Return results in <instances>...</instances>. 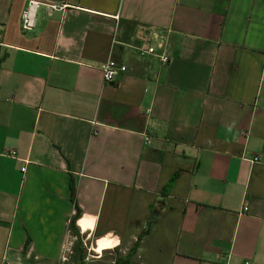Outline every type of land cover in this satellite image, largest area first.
<instances>
[{
    "label": "crops",
    "instance_id": "crops-1",
    "mask_svg": "<svg viewBox=\"0 0 264 264\" xmlns=\"http://www.w3.org/2000/svg\"><path fill=\"white\" fill-rule=\"evenodd\" d=\"M28 1L0 0V264L65 263L75 206L93 251L151 220L130 264H264V0H36L22 30Z\"/></svg>",
    "mask_w": 264,
    "mask_h": 264
},
{
    "label": "built area",
    "instance_id": "built-area-1",
    "mask_svg": "<svg viewBox=\"0 0 264 264\" xmlns=\"http://www.w3.org/2000/svg\"><path fill=\"white\" fill-rule=\"evenodd\" d=\"M40 5H45L50 11L57 10L59 7L53 4H44L43 2L36 0H29L27 6L21 14V29L30 30L34 27V12ZM137 44L134 46L139 55L155 56L161 64H166L170 59V54L167 49L165 39L153 30L149 26H139L137 32ZM99 70L102 74L104 82H112L119 74L126 71V66L122 63L115 61L114 59H108L99 66ZM5 155L9 157H16L14 150H8ZM257 157H254L252 161L256 162ZM243 211L247 210V206L244 204ZM4 264H9L5 262ZM249 264V263H245Z\"/></svg>",
    "mask_w": 264,
    "mask_h": 264
},
{
    "label": "trees",
    "instance_id": "trees-1",
    "mask_svg": "<svg viewBox=\"0 0 264 264\" xmlns=\"http://www.w3.org/2000/svg\"><path fill=\"white\" fill-rule=\"evenodd\" d=\"M4 59H5V54H2V55L0 54V64L3 62ZM175 177H176L175 175L171 177L168 186L164 189L165 191L167 188H169L172 185V183L175 180ZM69 188H70V198L74 202L75 201L74 200V198H75V186H74L72 180L70 181ZM79 215H80V211L75 206V213L70 217L68 225H67V230L69 231V234L72 237H74L75 240H74L72 247H71V254L69 256V261H67L66 263H63V264H85L84 263L85 256H84V249H83L84 237H82L79 234V231L76 227V220L79 217ZM150 227H151V220H149L145 229L140 233L139 238H138L137 243H136V246H135V249H133V252L136 251L139 239L143 235L148 233ZM27 243H28V241L26 242V245H27ZM115 250H117V248H115L114 251ZM133 252H131V253H133ZM127 258H128V256H127ZM126 260H127L126 258L123 259V258H120L119 256H117L113 260L114 261L113 264H130V263L126 262Z\"/></svg>",
    "mask_w": 264,
    "mask_h": 264
},
{
    "label": "rangeland",
    "instance_id": "rangeland-1",
    "mask_svg": "<svg viewBox=\"0 0 264 264\" xmlns=\"http://www.w3.org/2000/svg\"><path fill=\"white\" fill-rule=\"evenodd\" d=\"M69 240L74 242L75 238L70 235ZM83 240L85 241V238ZM136 243H137V240H132L130 242H127L122 247H118V249L115 251L114 249H107V250H103L101 253H97L96 251L91 250L90 246L87 247L83 244L84 256H85L84 263L85 264H113L114 262L113 260L117 256H119L120 258H127V256L130 257L131 254L134 253L133 249H135ZM69 256L70 254H68L67 261H69Z\"/></svg>",
    "mask_w": 264,
    "mask_h": 264
},
{
    "label": "bare ground",
    "instance_id": "bare-ground-1",
    "mask_svg": "<svg viewBox=\"0 0 264 264\" xmlns=\"http://www.w3.org/2000/svg\"><path fill=\"white\" fill-rule=\"evenodd\" d=\"M80 225L82 228H85L86 227V223L84 220H81L80 222ZM109 244H112V241L111 240H107V239H104V240H99L98 241V244H97V247L96 249H94L97 253H101L102 252V249L104 246H107Z\"/></svg>",
    "mask_w": 264,
    "mask_h": 264
}]
</instances>
